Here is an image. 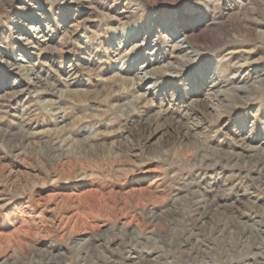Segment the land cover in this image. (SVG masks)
<instances>
[{
    "label": "rangeland",
    "instance_id": "1",
    "mask_svg": "<svg viewBox=\"0 0 264 264\" xmlns=\"http://www.w3.org/2000/svg\"><path fill=\"white\" fill-rule=\"evenodd\" d=\"M262 33L264 0H0V264H264Z\"/></svg>",
    "mask_w": 264,
    "mask_h": 264
},
{
    "label": "bare ground",
    "instance_id": "2",
    "mask_svg": "<svg viewBox=\"0 0 264 264\" xmlns=\"http://www.w3.org/2000/svg\"><path fill=\"white\" fill-rule=\"evenodd\" d=\"M122 13H124V12H122ZM36 15V14H35ZM43 20V19H42ZM38 24H40V23H38ZM44 25V24H43ZM46 25V24H45ZM33 33H35V34H32L33 35V37H36V38H42L41 40H46V39H48L47 37H46V33L44 32V30L42 29V27H41V25H35V26H33ZM29 33V32H28ZM262 35L264 36V33H262ZM22 38V37H21ZM29 38V37H28ZM176 38V41H177V43H176V45L177 46H180V47H188V46H186L185 44L187 43L186 41H184L183 39L181 40L180 39V37H175ZM20 40V39H19ZM17 41L18 43H19V45L21 44V41ZM39 40V39H38ZM40 41V40H39ZM177 46H176V48H177ZM17 60L19 61L18 63H23L25 60H26V58L25 57H23V56H21V57H18L17 58ZM152 63V62H151ZM150 63V64H151ZM25 64V63H24ZM24 64H22V65H24ZM143 76V75H142ZM153 75L152 74H150V73H147V75H146V77H145V81H151L152 79H153ZM156 78V77H155ZM35 81V80H34ZM260 83V82H259ZM240 86V85H239ZM241 87V86H240ZM239 88V87H238ZM240 89V88H239ZM245 89V88H244ZM247 89H248V87H247ZM216 91V90H215ZM234 91V90H233ZM246 91V90H245ZM221 93V92H220ZM223 93V92H222ZM234 93V92H233ZM233 93L231 92V93H227V92H225L224 93V96H226V99L228 98V99H230V98H232L234 95H233ZM210 100H212L211 98H210ZM221 101V100H220ZM228 101H230V100H228ZM230 103V102H229ZM231 105V104H230ZM215 115V114H214ZM213 115V116H214ZM260 170V169H259ZM96 194V193H95ZM100 198V197H99ZM205 198V197H204ZM205 200H207V199H205ZM201 201V200H200ZM208 202V201H207ZM206 202V203H207ZM211 204V203H210ZM210 206V205H209ZM215 207V206H214ZM203 208V207H202ZM207 208V207H206ZM215 210H216V212H218V211H221V207H220V205H217V207H215ZM209 211V210H208ZM203 212V211H202ZM242 230V229H241ZM128 256H130V255H128ZM12 264H14V263H12Z\"/></svg>",
    "mask_w": 264,
    "mask_h": 264
}]
</instances>
